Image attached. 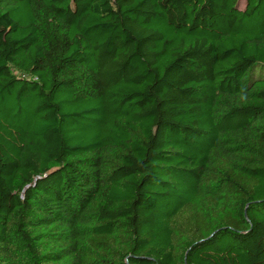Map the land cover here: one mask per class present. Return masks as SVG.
Returning a JSON list of instances; mask_svg holds the SVG:
<instances>
[{"label":"trees","instance_id":"trees-1","mask_svg":"<svg viewBox=\"0 0 264 264\" xmlns=\"http://www.w3.org/2000/svg\"><path fill=\"white\" fill-rule=\"evenodd\" d=\"M0 0V264H264V0Z\"/></svg>","mask_w":264,"mask_h":264},{"label":"rangeland","instance_id":"rangeland-1","mask_svg":"<svg viewBox=\"0 0 264 264\" xmlns=\"http://www.w3.org/2000/svg\"><path fill=\"white\" fill-rule=\"evenodd\" d=\"M244 1H245V0H239V2H238V6H239V8H243V6H244Z\"/></svg>","mask_w":264,"mask_h":264}]
</instances>
